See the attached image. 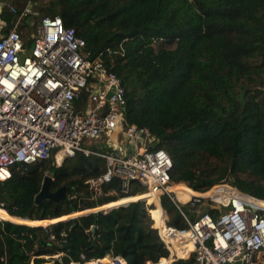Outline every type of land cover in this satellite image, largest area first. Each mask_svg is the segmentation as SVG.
I'll use <instances>...</instances> for the list:
<instances>
[{
  "label": "trees",
  "instance_id": "16d2710c",
  "mask_svg": "<svg viewBox=\"0 0 264 264\" xmlns=\"http://www.w3.org/2000/svg\"><path fill=\"white\" fill-rule=\"evenodd\" d=\"M36 2L20 26L58 15L75 29L90 57L120 79L126 123L148 128L170 156L172 183L191 192L228 183L264 206V0ZM2 18L17 16L4 9ZM55 153L13 165L0 181V264H106L95 260L106 255L147 264L168 255L152 220L161 225L164 209L168 225L185 223L167 195L159 201L136 180L123 192L118 177L90 188L105 159L77 151L57 164ZM47 171L49 190L64 187L67 198L35 203ZM171 189L181 201L190 196ZM171 264L196 261L191 254Z\"/></svg>",
  "mask_w": 264,
  "mask_h": 264
},
{
  "label": "built area",
  "instance_id": "2783aa9c",
  "mask_svg": "<svg viewBox=\"0 0 264 264\" xmlns=\"http://www.w3.org/2000/svg\"><path fill=\"white\" fill-rule=\"evenodd\" d=\"M33 4L27 0L18 10L11 0H0V181L10 177L13 165L46 160L53 150L62 158L77 151L94 154L105 159V171L86 180L90 188L118 177L127 192L136 180L143 193L157 194L159 201L167 195L184 219L182 228L168 225L162 208L165 216L155 229L168 255L147 264L183 258L177 242L191 245L188 256L193 254L196 264H264V206L228 183L201 191L189 187L193 193L180 201L170 189L171 158L151 147L157 139L148 128L126 123V138L119 143L124 89L114 73L90 57L75 29L65 27L58 15L43 16L23 36L20 21L37 14ZM4 9L16 20H4ZM207 205L213 214L200 209ZM181 206L195 216L189 218ZM104 258L106 264H126L119 255L95 260Z\"/></svg>",
  "mask_w": 264,
  "mask_h": 264
},
{
  "label": "rangeland",
  "instance_id": "374dc122",
  "mask_svg": "<svg viewBox=\"0 0 264 264\" xmlns=\"http://www.w3.org/2000/svg\"><path fill=\"white\" fill-rule=\"evenodd\" d=\"M33 1V0H32ZM37 2V5L38 4H42V3H45L47 0H36ZM25 2V0H15L14 1V4L16 3L18 6H22L23 5V3ZM25 35H28V29L26 30V29H24L23 30V36H25ZM129 125V124H128ZM125 126H126V121L124 122L123 121V124H122V127H123V131L122 132H117L118 134H119V143L121 144V145H123L122 143H121V140H122V138L124 137V138H126V136H125ZM103 143V141H98V143H95V144H98V145H100V144H102ZM154 146H156V143H153L152 145H151V147H154ZM55 159H56V163L57 164H61V161H62V157L60 156V153H55ZM45 175H49V176H51L50 175V173L47 171L46 173H45ZM175 185H173L172 186V188H177V189H181V190H185L187 193H190L191 194V191L190 190H188L185 186H187L185 183H181V184H178V183H174ZM142 199H144V201H145V203L148 205V206H151L150 205V203H148L147 202V200L145 199V198H142ZM181 201V200H180ZM183 201H185V200H183ZM250 201H252L253 202V200H250ZM152 207V206H151ZM181 208L184 210V212L185 213H187V215L189 216V218H193L194 216H195V213L193 212V211H191L187 206H181ZM200 209L202 210V211H208V209H209V205H207V206H200ZM90 210V209H89ZM85 211H88V209H85ZM84 211V212H85ZM179 211V210H178ZM165 212H166V210H165ZM166 214H167V212H166ZM69 216V215H68ZM150 217H152V216H150ZM65 218V217H64ZM0 219H2V218H0ZM152 219V218H151ZM167 219L169 220V215L167 214ZM153 221V220H152ZM52 222V221H51ZM40 223H44V222H40ZM45 224V223H44ZM153 227L155 228V226H154V221H153ZM178 251H180V249H178ZM44 257H47V258H49V259H54L56 256H53L52 258L51 257H49V256H44Z\"/></svg>",
  "mask_w": 264,
  "mask_h": 264
},
{
  "label": "water",
  "instance_id": "95a60500",
  "mask_svg": "<svg viewBox=\"0 0 264 264\" xmlns=\"http://www.w3.org/2000/svg\"><path fill=\"white\" fill-rule=\"evenodd\" d=\"M150 150H151V147L149 148L148 151H150ZM51 181H52V178L50 176L45 175L43 177L41 188H40L39 192L34 197V202L35 203H39L43 199H52V200L58 201L60 199H66L67 198V194H66V191H65L64 187H62V188H60V189H58V190H56L54 192H51L49 190V184H50ZM127 202H129V201H126V202H123V203H120V204H117V205H111V206H108V207L119 206V205H122V204H126ZM108 207H105V208H108ZM100 209H104V208H100ZM100 209H98V210H100ZM86 212H88V211H86ZM83 213H85V212H83ZM3 220H7V219H3ZM21 220H23V219H21ZM44 221L46 222L45 224H42V223H38V224H42V225L45 226V225H48L49 223H51V221H48V220H44ZM44 221H42V222H44ZM28 222L29 221H27V220H23V222H17V223L29 224ZM92 229L94 230V227H92ZM119 256H121V255H119Z\"/></svg>",
  "mask_w": 264,
  "mask_h": 264
},
{
  "label": "bare ground",
  "instance_id": "6f19581e",
  "mask_svg": "<svg viewBox=\"0 0 264 264\" xmlns=\"http://www.w3.org/2000/svg\"><path fill=\"white\" fill-rule=\"evenodd\" d=\"M173 185H175V184H173ZM173 185H171L170 186V189L172 188V186ZM172 190V189H171ZM176 193V192H175ZM191 193H193V192H191ZM246 196L247 195H245V198H246ZM176 197H177V193H176ZM248 197H250V196H248ZM178 198V197H177ZM250 198H252V197H250ZM247 199V198H246ZM252 199H254V198H252ZM255 200H257V199H255ZM250 201V200H249ZM258 201H261V200H258ZM250 202H252V201H250ZM253 203H256V202H253ZM102 208H104V207H102ZM96 209H100V207H96ZM20 221H23V220H21V219H19ZM33 222V221H32ZM177 244V246H176V248H177V255L179 256V257H183V258H186L187 256H188V252H189V250L191 249V245H186V244H184V242H177L176 243ZM178 249H180V251H182L181 253H178Z\"/></svg>",
  "mask_w": 264,
  "mask_h": 264
},
{
  "label": "crops",
  "instance_id": "0c3cea01",
  "mask_svg": "<svg viewBox=\"0 0 264 264\" xmlns=\"http://www.w3.org/2000/svg\"><path fill=\"white\" fill-rule=\"evenodd\" d=\"M246 198H248L249 200H253L252 198H250V197H248V196H246ZM253 202H256V203H259L260 201H255V200H253ZM260 203H262V202H260ZM164 213V212H163ZM165 215V214H164Z\"/></svg>",
  "mask_w": 264,
  "mask_h": 264
},
{
  "label": "clouds",
  "instance_id": "9594fccd",
  "mask_svg": "<svg viewBox=\"0 0 264 264\" xmlns=\"http://www.w3.org/2000/svg\"><path fill=\"white\" fill-rule=\"evenodd\" d=\"M161 203V202H160Z\"/></svg>",
  "mask_w": 264,
  "mask_h": 264
}]
</instances>
